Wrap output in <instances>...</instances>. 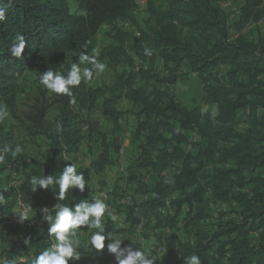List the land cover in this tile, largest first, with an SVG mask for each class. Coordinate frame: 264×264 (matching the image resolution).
<instances>
[{
    "label": "trees",
    "instance_id": "trees-1",
    "mask_svg": "<svg viewBox=\"0 0 264 264\" xmlns=\"http://www.w3.org/2000/svg\"><path fill=\"white\" fill-rule=\"evenodd\" d=\"M72 1L77 12L71 11L69 0H0L5 11V19L0 21V105L14 109L19 80L26 72L38 68L41 75L48 69L67 75L72 64L69 57L83 52L91 55L101 26L125 19L137 0ZM162 1L165 10L153 3L149 6L153 25L150 47L139 38L131 50L138 58L161 59L167 69L170 63L188 65L200 80V94L208 109L182 106L169 88L137 84L138 78L159 80L141 68L123 72L112 84L89 88L85 94L77 88L71 96L55 94L60 114L57 129L49 135L45 161L27 173L19 186L7 188L4 183L15 167L11 150L16 141L11 129L0 121V195L4 197L0 215L11 216L17 203L23 210L30 206L32 218L39 219L44 207L51 209L57 203L74 207L84 199L93 202L86 189L91 170L79 166L76 155L85 137L92 140L101 134L96 123L80 120L75 107L79 102L81 109L89 110L100 99L102 114L115 121L119 114L116 104L124 98L137 110L134 133L141 141L135 166L153 175L150 188L140 184L139 193L144 196L137 203V214H132L134 207L129 209L128 219L134 224L143 218L146 225L157 229L175 227L173 232L157 234L160 242L165 237L162 263L184 264V258L197 255L201 264H264V33L254 39L242 34L251 21L264 14L259 8L261 0H244L232 26L229 10L220 5L222 0ZM18 34L26 40L20 59L8 51ZM121 35L127 36L116 29L114 38ZM145 49L152 54L146 55ZM104 51L125 53L123 48ZM220 67L226 70L219 71ZM239 113L243 117H237ZM44 116L45 111L39 109L26 115L30 124L39 128ZM82 125L88 128L87 135ZM183 131L199 135L192 151L183 148L188 140ZM101 146L94 163L97 168L110 163L105 138ZM5 148L9 151L4 152ZM70 163L85 176L84 192L69 189L71 195L68 191L64 201L56 199L58 186L33 192L32 176L41 177L42 169L46 176L59 177ZM168 197L174 213H158ZM211 202L224 204L226 211L220 210L209 220ZM183 206L187 207L185 213ZM103 223L106 236L111 233L115 237L124 230L104 218ZM48 228L43 220L40 227L32 229L25 239L31 255L14 264H31L50 247L54 238ZM179 234L182 241H177ZM108 243L106 239L105 249L96 252L80 241L81 258L76 263L92 264L91 258L105 252Z\"/></svg>",
    "mask_w": 264,
    "mask_h": 264
},
{
    "label": "rangeland",
    "instance_id": "rangeland-1",
    "mask_svg": "<svg viewBox=\"0 0 264 264\" xmlns=\"http://www.w3.org/2000/svg\"><path fill=\"white\" fill-rule=\"evenodd\" d=\"M228 2L232 5L235 4L237 10L231 11L230 8L222 7L223 4ZM151 3L156 8L161 7L163 10L167 8V5L162 0H138L125 19L116 21L113 25L105 24L101 26L96 35L95 49L99 52L97 60L104 63L106 69L103 73L94 75L90 84L82 82L77 89L79 93L85 94L89 88L95 89L112 84L116 76L123 72L132 73L141 68L149 71L150 75L158 77L159 80L157 81L159 82L150 81L145 77L138 78L136 80L137 84L146 85L149 88H169L174 92L177 101L182 106H198L205 111L209 106L204 101V95L200 94V80L188 65L181 63L178 67H175L170 63V69H167L161 59L155 58L152 61L148 57L146 59L138 58L134 51L131 50V46L139 38L144 39L146 46L150 47L153 29L152 22L149 20V6ZM243 3L244 0H222L220 2L221 7L230 12V26L237 21L238 10ZM69 5L72 12H77L76 5L72 0H69ZM259 8L264 10V0H261ZM116 29L124 31L127 36L121 35L119 39H115ZM263 33L264 14H262L261 18L251 21L242 30V34L248 39H254ZM111 47L123 48L125 53L117 55L114 53L106 54L104 50ZM78 56V54L71 55L69 57L71 63H78ZM84 66L87 65H81V67ZM224 70H226L225 67L219 68V71ZM40 76L38 68L26 72L19 80L14 109L9 110L6 106L9 116L2 122L5 123L7 129H11L16 141L15 147L20 145L23 148V152L14 157L15 167L8 174L4 188L19 186L27 173L37 170L38 163L42 164L45 161L46 150L50 143L49 135L57 129L60 114L59 108L55 103L57 97L55 94H50L39 83ZM166 80L173 81V83L166 82ZM80 106V103L77 102L75 109L80 116V120L96 123L101 134L94 136L95 140H89V138L85 137L76 155L77 164L91 170L90 181L86 187L88 194L93 201L99 198L107 204L108 207L104 216L105 221H110L115 227L124 229L115 235L124 238L122 247L131 245L135 250L143 246L156 259L154 264H163L162 257L165 250L159 257L157 248L159 244L165 246V237L160 242L157 239V234L162 231L166 233L173 232L175 227H165L162 228L163 230L157 229L153 227V224L146 225L145 219L133 224L128 219L127 214L131 211L129 209L136 207L144 196L139 193L140 184L143 182L145 183V188H150L153 182V175L148 170L135 166L139 155L138 146L141 141L140 137L134 133L137 110L126 99L121 98L116 104V110L119 114L114 121L111 117L102 114L100 99L89 110L86 108L81 109ZM36 109L45 111L41 128L30 124L26 117L27 114L33 113ZM211 113L215 115V111L212 108ZM239 116L241 117L242 114L239 113L237 117ZM242 124H245V122H242ZM82 126L83 134L87 135L88 128L85 125ZM183 133L188 137L183 148L186 152L192 151L193 143L200 141L199 135L196 132L189 131H183ZM103 138L106 139V143L110 146V163L97 168L94 163L101 151ZM41 174L44 176L42 169ZM69 195H71V191H69ZM208 195L209 191L206 192V196ZM124 198L129 199L131 205L119 203V200ZM21 210L23 209L17 203L11 216L0 215V264H4L5 261L19 262L17 260L19 257L28 258L31 255V250L27 246L25 239L31 234L32 229H36L42 224L29 226L28 222L36 220L31 215H29L28 220L20 222L17 212ZM220 210L226 211L224 204L217 203L216 206L211 207L209 220L216 218ZM230 211L232 212V210ZM133 213H135L134 208ZM112 216L117 219L113 221ZM92 231L94 230L82 227L81 230H78L76 239L88 245ZM182 238V234L177 235V241H182ZM53 242L54 240H52ZM90 262L92 264H115L114 257L107 250L101 254L94 255ZM69 264L77 263L70 260Z\"/></svg>",
    "mask_w": 264,
    "mask_h": 264
},
{
    "label": "clouds",
    "instance_id": "clouds-1",
    "mask_svg": "<svg viewBox=\"0 0 264 264\" xmlns=\"http://www.w3.org/2000/svg\"><path fill=\"white\" fill-rule=\"evenodd\" d=\"M4 19L5 11L0 8V21ZM25 47V37L18 34L15 42L8 51L12 57L20 59L22 58ZM145 54L150 56L152 53L150 50L145 49ZM98 56L99 52L96 49H93L91 55L87 52H83L78 56V63H72L68 67L67 75L48 69L39 77V83L48 90L50 94L71 96L72 90L79 87L82 82L90 84L93 81L94 75H98L105 71L106 65L97 60ZM81 65L87 66L81 67ZM8 116L9 112L6 106L0 105V121H3ZM3 151L8 152L9 149L5 148ZM22 152L23 148L17 145L14 150H11V155L15 157ZM2 160L3 156L0 155V161ZM86 184L87 182L84 174L78 173L76 165L72 163L64 166L59 177L44 175L41 177L34 176L31 179L33 192L38 188L50 189L51 187L58 186V194L56 195L58 201H64L66 199L69 189H79L81 193L84 192ZM174 196L175 194H173L172 197ZM3 198L4 197L0 195V200H3ZM168 198L171 199V197ZM128 205H131V203ZM107 207V204L99 198L94 199L93 202L84 199L75 204L74 207H69L64 203H57L51 209L44 207L42 209L43 220L48 223V233L50 237L54 238V242L48 249L35 256L31 264H69L70 260H80L81 255L78 251L80 241L76 239V237L78 230H81L82 226H86L89 230H94L91 232L89 240L91 250L101 252L105 249V240L107 239L109 241L107 244V252L114 257L115 264H154L156 259L152 257L149 251L143 246L135 250L131 245L122 247L124 241L123 237H114L111 233H107V236L104 234L105 225L103 223V218L106 214ZM184 207L185 206L182 207V210ZM134 208L136 213L137 207ZM186 211L183 212L185 213ZM184 213H182V215H184ZM30 214V206L25 210L17 212L20 222L28 220ZM171 214H173V212ZM182 215L179 218H181ZM111 218L113 221L117 219L115 216ZM140 220H143V218ZM25 242L27 243V241ZM162 246L165 250V246ZM4 264H14V262L5 261ZM184 264H201V260L197 255H191L190 257L184 258Z\"/></svg>",
    "mask_w": 264,
    "mask_h": 264
},
{
    "label": "built area",
    "instance_id": "built-area-1",
    "mask_svg": "<svg viewBox=\"0 0 264 264\" xmlns=\"http://www.w3.org/2000/svg\"><path fill=\"white\" fill-rule=\"evenodd\" d=\"M222 7L230 8L231 11H236V10H237V7L235 6V4L232 5L230 2H228V3H226V4H223ZM170 200H171L170 198L165 199V201H164V205L161 206V207H159V208L157 209V212H159V213H165V212H168V213L171 214L173 211H172V208H171V201H170ZM119 201H120L119 203H121V204H130V200H129V199H125V198H124V199H120ZM216 205H217V204H214V203L211 204L212 207H214V206H216ZM186 210H187V208L184 207V208H183V211H186ZM42 213H43V212L41 211V214H42ZM42 222H43V215H41L39 219H36V220H34V221H31V222H28L27 224H28L29 226H34V225H36V224L41 225ZM51 244H52V243H51ZM50 246H51V245H50ZM163 250H164L163 246H162V245H159L158 248H157V253H158V256H159V257H160V255L162 254ZM27 259H28L27 257L21 256V257H19L17 260H18L19 262H25Z\"/></svg>",
    "mask_w": 264,
    "mask_h": 264
}]
</instances>
